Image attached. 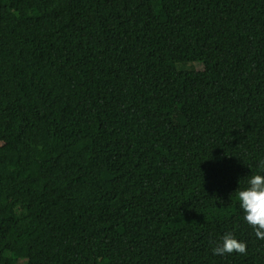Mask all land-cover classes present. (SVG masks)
<instances>
[{
	"label": "trees",
	"instance_id": "16d2710c",
	"mask_svg": "<svg viewBox=\"0 0 264 264\" xmlns=\"http://www.w3.org/2000/svg\"><path fill=\"white\" fill-rule=\"evenodd\" d=\"M261 160L264 0H0V264H264Z\"/></svg>",
	"mask_w": 264,
	"mask_h": 264
},
{
	"label": "clouds",
	"instance_id": "9594fccd",
	"mask_svg": "<svg viewBox=\"0 0 264 264\" xmlns=\"http://www.w3.org/2000/svg\"><path fill=\"white\" fill-rule=\"evenodd\" d=\"M259 173L251 175L247 186L235 192L244 220L254 230L255 236L264 240V160L259 162ZM247 253V244L239 241L229 232L221 237L220 243L212 248L213 255H230Z\"/></svg>",
	"mask_w": 264,
	"mask_h": 264
}]
</instances>
